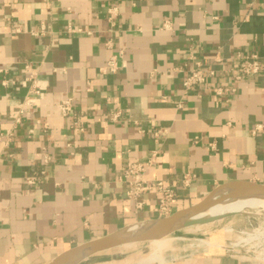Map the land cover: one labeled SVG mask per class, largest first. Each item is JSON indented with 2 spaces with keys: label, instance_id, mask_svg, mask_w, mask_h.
Wrapping results in <instances>:
<instances>
[{
  "label": "crops",
  "instance_id": "0c3cea01",
  "mask_svg": "<svg viewBox=\"0 0 264 264\" xmlns=\"http://www.w3.org/2000/svg\"><path fill=\"white\" fill-rule=\"evenodd\" d=\"M238 54L260 70L237 78ZM196 61L216 73L186 90ZM152 153L146 178L176 189L174 211L264 183V0H0V264L158 218L157 195L138 208L121 177ZM166 255L155 264H264L215 241Z\"/></svg>",
  "mask_w": 264,
  "mask_h": 264
},
{
  "label": "rangeland",
  "instance_id": "374dc122",
  "mask_svg": "<svg viewBox=\"0 0 264 264\" xmlns=\"http://www.w3.org/2000/svg\"><path fill=\"white\" fill-rule=\"evenodd\" d=\"M244 232H249L251 235L248 236ZM255 232L259 235L253 238L252 234ZM163 238L167 243L159 251L153 248L151 241L138 242L94 254L77 264H93L104 260L140 264L142 259L150 256L158 254L165 258L166 254L172 252L188 253L214 241L226 247L230 253L241 252L264 259V208L261 206L247 207L232 215L177 228ZM244 238H247V241Z\"/></svg>",
  "mask_w": 264,
  "mask_h": 264
},
{
  "label": "water",
  "instance_id": "95a60500",
  "mask_svg": "<svg viewBox=\"0 0 264 264\" xmlns=\"http://www.w3.org/2000/svg\"><path fill=\"white\" fill-rule=\"evenodd\" d=\"M220 190H224V193L214 197V194ZM254 193L264 194V183L236 181L220 185L197 203L178 209L168 216L145 221L149 225L138 231L129 233L125 232L124 228L115 233L80 243L59 253L48 264H77L83 259L106 250L163 238L177 228L214 220L215 218L197 219L194 217L227 199Z\"/></svg>",
  "mask_w": 264,
  "mask_h": 264
},
{
  "label": "built area",
  "instance_id": "2783aa9c",
  "mask_svg": "<svg viewBox=\"0 0 264 264\" xmlns=\"http://www.w3.org/2000/svg\"><path fill=\"white\" fill-rule=\"evenodd\" d=\"M236 67L240 69V74L237 75V78L243 77L245 75L256 73L260 70L262 62L260 61L257 54L251 55H242L238 54L237 56ZM195 67L190 69L188 75L183 81L184 88L194 89L199 84H205L208 77L215 75L216 71L202 65L201 62L196 61ZM108 68L115 71L117 69V60L116 57H113L108 62ZM27 67H30L27 65ZM34 71L31 73V79L34 77ZM29 79V78H28ZM35 81V80H34ZM9 82V79L3 81L4 84ZM228 90L229 88H225ZM44 88L39 84H35L32 93L42 94ZM234 90V89H231ZM222 88H218L217 92L221 93ZM35 103V97L32 95L28 97L27 104ZM60 109L63 114L70 115L72 114V105L70 99H65L60 103ZM80 121V117L77 119L76 123ZM156 153L152 155L146 161H131L129 162L121 172V177L127 183L126 195L129 199L136 202L138 208H143L146 200L145 195L149 192H153L158 197V205L156 211L159 217H164L172 214L174 212L173 206L174 201L177 197L176 189L165 180H149L146 178V172L155 163ZM40 180L39 177L31 175L28 178L30 184H36ZM189 178L186 177L185 184H189ZM259 232V231H258ZM248 236L251 235L249 232H244ZM258 234V233H257ZM253 235V238L258 236L256 232ZM245 241L246 238H244Z\"/></svg>",
  "mask_w": 264,
  "mask_h": 264
},
{
  "label": "bare ground",
  "instance_id": "6f19581e",
  "mask_svg": "<svg viewBox=\"0 0 264 264\" xmlns=\"http://www.w3.org/2000/svg\"><path fill=\"white\" fill-rule=\"evenodd\" d=\"M224 193V190L217 191L214 194V197L219 196L220 194ZM255 206H261L264 208V194L260 193H254V194H244L239 197H235L232 199H227L208 210H205L195 216L194 218H201L204 217L205 219L210 218H220L227 215H232L235 213H238L242 210H244L247 207H255ZM259 210V209H258ZM149 225L146 222H139L132 224L125 228V232H135L143 227ZM247 240V238H246ZM153 248L156 251H159L166 243V239L160 238L155 239L151 241ZM165 258L162 256H159L158 254L155 256H150L146 259H142L140 264H155L157 262H162Z\"/></svg>",
  "mask_w": 264,
  "mask_h": 264
}]
</instances>
